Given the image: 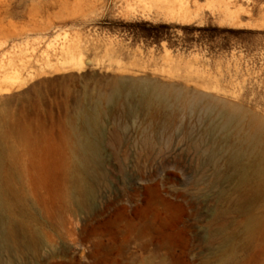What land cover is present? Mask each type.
Returning a JSON list of instances; mask_svg holds the SVG:
<instances>
[{"label":"rangeland","instance_id":"obj_1","mask_svg":"<svg viewBox=\"0 0 264 264\" xmlns=\"http://www.w3.org/2000/svg\"><path fill=\"white\" fill-rule=\"evenodd\" d=\"M0 155V264H264V0H0Z\"/></svg>","mask_w":264,"mask_h":264},{"label":"bare ground","instance_id":"obj_2","mask_svg":"<svg viewBox=\"0 0 264 264\" xmlns=\"http://www.w3.org/2000/svg\"><path fill=\"white\" fill-rule=\"evenodd\" d=\"M228 4H231V1ZM171 12H173L174 14H178L179 17H182V18L189 17V11L186 8H180L177 11L173 10ZM130 89L132 90L133 93H143L144 96L149 95V94L157 98H164L167 96L166 92H164L165 90H159L157 87H155L152 83L148 81L134 82L131 84ZM207 109L208 111L212 110L211 107H208ZM221 117L223 118L224 127L230 126L234 119L233 116L228 113H222ZM96 124H97L96 115L85 114V129L83 130V133L85 132L86 134L84 133L82 135L84 136L83 138L84 140L82 139L83 141L81 142V148H82V153H83V158L81 159L82 160V163H81L82 176L78 180V187H77V196L81 201H84L85 200L84 198L85 197L87 198V195L90 194L91 188L89 184L85 181V177L87 173L92 172L95 169V166H96L95 160L97 159V156L99 153L98 152L99 148L97 146L98 144H96V142L93 140L94 138H92V135L95 134L97 130ZM259 145H260V140L257 137L253 136L252 138H250V141H248V143L245 145L246 146L245 149H243V145H242L239 147L240 149L238 148V150H240V153L242 150L247 153H253L254 151H257L259 149ZM237 153H239V151ZM0 162H1V155H0ZM259 174L264 175V169L259 171ZM7 203L8 202H6V206H7Z\"/></svg>","mask_w":264,"mask_h":264}]
</instances>
